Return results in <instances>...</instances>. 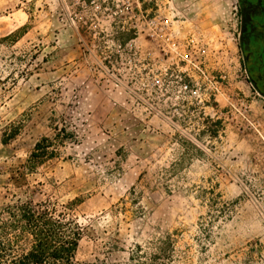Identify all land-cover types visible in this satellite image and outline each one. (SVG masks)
I'll return each instance as SVG.
<instances>
[{"label": "rangeland", "instance_id": "rangeland-1", "mask_svg": "<svg viewBox=\"0 0 264 264\" xmlns=\"http://www.w3.org/2000/svg\"><path fill=\"white\" fill-rule=\"evenodd\" d=\"M142 8L172 19L162 33L191 64L138 13L97 21L77 0H0V209L80 200L81 263L264 264V97L238 0ZM57 129L72 138L28 171Z\"/></svg>", "mask_w": 264, "mask_h": 264}, {"label": "trees", "instance_id": "trees-1", "mask_svg": "<svg viewBox=\"0 0 264 264\" xmlns=\"http://www.w3.org/2000/svg\"><path fill=\"white\" fill-rule=\"evenodd\" d=\"M58 131V129H57ZM19 128L4 133L7 145ZM54 138L44 137L35 145L26 168L34 172L39 166L58 157L59 147L72 135L62 130ZM47 200L40 203L17 202L0 209V264H89L77 260L83 230L71 212L79 204Z\"/></svg>", "mask_w": 264, "mask_h": 264}, {"label": "flooded vegetation", "instance_id": "flooded-vegetation-1", "mask_svg": "<svg viewBox=\"0 0 264 264\" xmlns=\"http://www.w3.org/2000/svg\"><path fill=\"white\" fill-rule=\"evenodd\" d=\"M240 46L248 78L264 97V0H238Z\"/></svg>", "mask_w": 264, "mask_h": 264}, {"label": "built area", "instance_id": "built-area-1", "mask_svg": "<svg viewBox=\"0 0 264 264\" xmlns=\"http://www.w3.org/2000/svg\"><path fill=\"white\" fill-rule=\"evenodd\" d=\"M145 1L146 0H77V4H81L83 8H91L97 21H101L105 17L119 16L120 14H140L142 17L135 20V23L144 21L152 29L153 33L150 35L151 38L161 43L160 47H162L165 54L178 55L182 58L183 62L191 64V60L188 56L180 52L178 43L169 37L170 34L162 33L163 30H166L167 32L172 30V19L169 17L166 19L158 18L156 16L149 19L143 14L144 11L142 6L145 4ZM134 28H137L140 31L138 25L134 26ZM194 66L197 70L201 71L200 67L197 65ZM186 88L188 87L186 86ZM195 94H197V92H195Z\"/></svg>", "mask_w": 264, "mask_h": 264}]
</instances>
